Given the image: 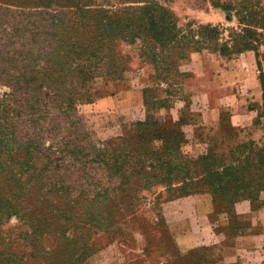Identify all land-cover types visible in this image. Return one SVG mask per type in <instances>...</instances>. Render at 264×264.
Instances as JSON below:
<instances>
[{
  "label": "rangeland",
  "instance_id": "obj_1",
  "mask_svg": "<svg viewBox=\"0 0 264 264\" xmlns=\"http://www.w3.org/2000/svg\"><path fill=\"white\" fill-rule=\"evenodd\" d=\"M92 1L110 13L124 6ZM153 1L181 33L185 25L235 26L231 12L213 7L234 0ZM13 6L0 1V69L5 50L20 52L11 58L15 86L0 74V103L9 100L4 115L11 125L3 136L12 139L0 151V264H264V170L254 168L257 150L264 156V136L247 144L251 127L238 137L228 112L202 121L186 110H196L194 91L209 81L214 87V76L241 55L202 51L174 61L178 53L169 49L158 56L168 72L160 82L137 41H116L105 46L114 56L107 70L106 60L80 64L82 71L77 63L59 69L56 52L44 48L56 41L50 33L32 41L17 36L34 21L68 22L69 9ZM47 55L50 79L40 84L33 76ZM161 104L170 109L158 122L149 112ZM237 143L246 146L243 164L251 173L244 172V189L224 206L195 182L202 178L195 162L205 154L220 161L222 154L230 163L241 152L232 148ZM164 163L172 165V186L157 182L167 177Z\"/></svg>",
  "mask_w": 264,
  "mask_h": 264
},
{
  "label": "trees",
  "instance_id": "obj_2",
  "mask_svg": "<svg viewBox=\"0 0 264 264\" xmlns=\"http://www.w3.org/2000/svg\"><path fill=\"white\" fill-rule=\"evenodd\" d=\"M2 1L14 4L13 7L19 9L18 11L38 8L49 9L59 3L69 9L71 18H68V22L71 24L67 21L57 24L51 18L48 22L49 25L45 27V25L36 24L33 20L34 26L25 30L27 34L17 36L20 39L25 35L26 39L32 41L37 36L50 33L53 38H56V41L44 48L48 49L49 53L54 54L56 52V59L54 58L52 61L56 60L59 69L62 65L68 67L70 64L77 63L76 69L82 71L80 64L89 63L93 64L94 67L98 62L102 64L106 60L107 70L113 66L114 56L112 55V47L106 49L105 46L115 44L116 41H123L128 45L137 41L141 55L151 66L153 79L160 82L167 79L168 72L163 67L158 66V56L169 49H174L178 53L174 61L183 60L186 53L198 55L202 51L225 59H232L245 52H252L257 69V80L262 93L263 105L260 116L264 118V5L260 0H234L231 3L233 5L215 2L213 7L233 14L235 26L221 28L218 25L210 24L185 25V33L179 32L180 28L176 27L173 15L153 0H120L119 4L124 6L111 13L102 9L104 5H92V0ZM91 7L97 9L94 10ZM223 33L226 34L225 37L222 36ZM12 46L13 42L7 44V47ZM103 50H106V53H103ZM19 53L15 50L11 52L5 50L3 53L6 56V62L4 66H1L0 74L9 81L10 88L15 86V81L11 80L10 74L14 69V61L11 58L13 54ZM46 60L37 70L38 74L33 76V78L40 80V84L45 81V78L50 79L47 75L46 65L47 62L48 64L51 63L48 55ZM3 101H5L4 104L3 102L0 103V151L2 149L4 151L6 145L12 140L3 136L5 134L3 133L4 126L11 128L4 115L9 100ZM160 148L164 149L162 145ZM232 148L234 151L241 150V152L234 155L235 158H232L230 163L222 161V154L218 158L220 161L213 160L214 158L205 154L195 162L196 168L201 169L199 171L202 172V178L195 182H200L204 187L210 189L213 196L224 206L232 205L239 196L238 193L244 189V172L247 170V175L251 173V170L243 164L245 159L243 152L246 146L237 143ZM229 154L231 158V151ZM256 156L254 168L260 167L264 170V156L261 155L260 149L257 150ZM147 168L153 169L152 165L147 166ZM160 168L163 169L167 177L157 182L166 187L172 186L173 178L168 177L171 174L172 165L164 163ZM188 181L180 182L185 185V182ZM190 182L193 181L190 179ZM143 184H147L146 180Z\"/></svg>",
  "mask_w": 264,
  "mask_h": 264
},
{
  "label": "crops",
  "instance_id": "obj_3",
  "mask_svg": "<svg viewBox=\"0 0 264 264\" xmlns=\"http://www.w3.org/2000/svg\"><path fill=\"white\" fill-rule=\"evenodd\" d=\"M260 2L264 5V0H260ZM214 79V83H216L214 87L209 81L206 86L204 85L194 91L190 97V101L196 106V110H193L192 105L185 109L188 110L191 117H198L202 121L203 117L208 115L218 117L219 113L228 112L238 137L241 136L242 138L240 132L243 131L244 127L249 126L251 127L250 137L246 143L257 142L264 136V118L260 116L263 102L253 53L245 52L240 59L228 61L226 68L221 69L218 76H214ZM138 95L142 97V92L139 91ZM217 95H221V97ZM141 108L142 117H145L148 112L143 105ZM169 109L168 106L161 104L149 113L159 122L164 121L166 115L169 114ZM199 244H202L201 240L198 241L197 245Z\"/></svg>",
  "mask_w": 264,
  "mask_h": 264
}]
</instances>
